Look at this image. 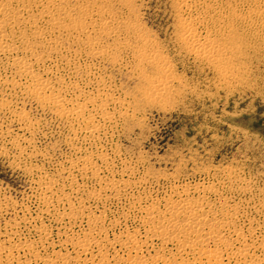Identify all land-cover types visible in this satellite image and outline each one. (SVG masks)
<instances>
[{"label":"rangeland","instance_id":"374dc122","mask_svg":"<svg viewBox=\"0 0 264 264\" xmlns=\"http://www.w3.org/2000/svg\"><path fill=\"white\" fill-rule=\"evenodd\" d=\"M3 3L28 21L5 27L14 50L0 54L1 245L31 244L19 257L43 264L36 253L71 251V239L89 235L84 216H68L83 207L104 216L101 238L144 239L147 209L204 190L240 210L255 231L248 242L264 243V0ZM188 34L218 49L217 60L191 52ZM19 56L69 109L94 100L87 115L98 131L34 94Z\"/></svg>","mask_w":264,"mask_h":264},{"label":"bare ground","instance_id":"6f19581e","mask_svg":"<svg viewBox=\"0 0 264 264\" xmlns=\"http://www.w3.org/2000/svg\"><path fill=\"white\" fill-rule=\"evenodd\" d=\"M25 11L27 10L14 8L7 3L0 4V13L2 14L0 17V54L13 52V46L6 42L5 27L15 24L14 21L17 17L24 19ZM44 15H46L45 12ZM16 25H18L17 22ZM185 38L190 45L191 52L207 60H217L218 49L201 42L193 34H188ZM14 64L16 70L27 76L29 87L34 91V94H37L43 101H47L51 104L50 106H56L58 111H62L64 115L84 121L85 128L90 133L98 131L99 128L95 125L96 123L93 124L89 114L87 115L88 105L94 103V100L88 101V99L85 103L78 102L74 108L69 109L67 99L53 89L50 81L44 80L38 75V72L33 73L29 61L22 57L15 58ZM85 159L83 169L90 168L96 171L97 167L89 159ZM112 185L114 187L115 184ZM51 186V181H47L44 188L47 190ZM206 192L207 190H204L203 195L197 197L186 193L178 199H169L163 208L147 209L146 215L142 219V224L147 227L144 239L137 238L135 233H128L123 238L110 239L111 241L108 240L109 238H101L98 226L101 222L103 223L104 216L90 214L86 207L81 208L80 206L81 209L76 208L74 211L71 209V212H68L69 215L66 214L71 219L76 218V216H84L88 220L91 225L89 235L71 239V251L60 253L59 250L60 252L56 251L46 257L36 253L35 257L33 255L35 263L42 260L43 264H264V256L258 259L250 253L252 249H260L261 247L263 251L264 243L248 242L250 239L248 236H252L255 231L253 229V231L251 229L245 231L240 225V210L227 201H209L205 196ZM153 239L159 241V247H153L154 250L151 253L147 249L145 253L144 249L152 243ZM24 242L26 241L24 240ZM168 244H172L175 249H167ZM115 246L123 249L125 254L120 255L118 250L111 253L110 250L115 249ZM32 247L33 245L23 242L7 246L0 244V264H26L27 259H21L19 252L21 249L30 252Z\"/></svg>","mask_w":264,"mask_h":264}]
</instances>
